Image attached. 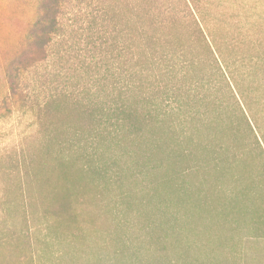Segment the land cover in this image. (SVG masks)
Masks as SVG:
<instances>
[{"label":"rangeland","instance_id":"374dc122","mask_svg":"<svg viewBox=\"0 0 264 264\" xmlns=\"http://www.w3.org/2000/svg\"><path fill=\"white\" fill-rule=\"evenodd\" d=\"M132 5L171 10L191 62L169 85L197 112L94 150L78 100L123 73L93 21ZM166 78L133 94L159 103ZM0 264H264V0H0Z\"/></svg>","mask_w":264,"mask_h":264},{"label":"trees","instance_id":"16d2710c","mask_svg":"<svg viewBox=\"0 0 264 264\" xmlns=\"http://www.w3.org/2000/svg\"><path fill=\"white\" fill-rule=\"evenodd\" d=\"M110 8V7H109ZM104 11L101 21L97 24L94 22L92 28L96 27L95 33L102 37L105 33L111 36L112 44L119 43V67L123 78H117L115 81L116 94L110 101L98 103L95 100L80 101L78 104L93 119V125L88 134V138L93 143L94 150L98 149L99 139L103 136H109L113 145H118V137L121 135H139L145 123H153L158 127L175 123L181 125V130L191 128L187 122L195 118L197 112L193 108L187 107L184 102L182 93L178 87L169 85V80L174 78L178 73H186L187 65L191 61L184 57V48L181 45H175L171 42L170 35H174L176 30V21L169 19V7H162L159 11H154L152 5L126 7L125 16L121 21L108 19L105 22L107 12ZM115 13L117 12L114 8ZM106 14V15H105ZM120 14L123 16V12ZM36 26H40L41 35H45L49 40V33L55 30V21L45 22L36 21ZM108 26L109 31L105 29ZM53 30V31H52ZM204 45L210 49L204 35ZM44 42V44H46ZM113 59L114 55H110ZM92 62L96 66L97 57L92 56ZM174 71V72H173ZM153 72L161 77H167L162 81V85L155 79L151 84L164 87L161 90L159 103H155L153 93H136L142 84L143 76L152 75ZM93 81L98 83L97 75H92ZM175 80V79H174ZM119 83V84H118ZM157 98V97H156ZM174 103L173 105L171 103ZM139 105H143L145 110H140ZM179 136V135H178ZM159 143L152 144L151 147L160 148ZM172 148L171 146L168 149ZM189 148H182L175 153L167 154L179 157H187L190 154ZM212 162L217 163L213 156ZM203 163L198 161L187 166L188 169H198ZM186 166V165H185ZM184 186V187H183ZM185 190V185H179L180 190Z\"/></svg>","mask_w":264,"mask_h":264}]
</instances>
